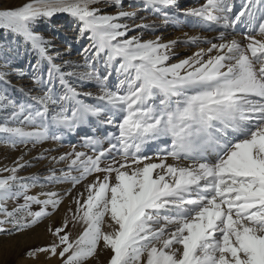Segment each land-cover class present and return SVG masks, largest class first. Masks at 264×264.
<instances>
[{
    "label": "snow or ice",
    "instance_id": "snow-or-ice-1",
    "mask_svg": "<svg viewBox=\"0 0 264 264\" xmlns=\"http://www.w3.org/2000/svg\"><path fill=\"white\" fill-rule=\"evenodd\" d=\"M101 4L120 10L109 14L97 6ZM122 4L29 0L0 10V28L22 36L38 53L31 79L41 89L37 95L21 89L25 101L10 99L7 87L0 89V109L8 112L0 120V142L12 148L35 146L49 138L50 129L72 130L93 117L116 129L108 134V149L100 147L99 139L85 138L84 147L94 152L99 148L95 156L74 151L51 157L52 162L70 161L69 171L60 170L61 175L56 169L44 178L18 175L27 166L23 155L11 167L0 168L8 173L0 176V233L11 235L38 225L58 210L65 195L95 174L83 192L72 196L75 211L69 207L60 226L49 225L52 242L28 249L26 258L39 260L43 254L61 264H85L99 249L110 251L107 264H264V0H242L238 11L234 0H207L183 12L178 0H146L163 13L165 24L178 25L183 15L225 29L220 43L176 63L171 60L178 41L130 36L134 29H157L154 24H135L143 18L122 10ZM57 13L79 22L77 39L88 34L92 43L85 53L92 54L85 55L84 64H56L62 54L52 39L35 30ZM237 25L245 27L243 38L228 39L227 30ZM198 39L188 37L193 43ZM103 52L101 74L95 61ZM5 61L7 67V57ZM42 61L48 64L46 80L40 72ZM117 61L115 71L124 78L113 90L108 82ZM76 68L91 71L77 73ZM6 75L0 72V81ZM76 76L95 80L99 103L79 98L93 94L73 86ZM56 80L63 89L60 94L53 86ZM155 97L159 103L149 104ZM161 138H170V146ZM150 142L165 147L149 156L145 146ZM113 151L119 159L101 166ZM43 158V153L36 157ZM73 169L79 175H71ZM64 181L72 188L63 195L28 194L38 184L43 188ZM21 197L23 203L7 209L8 200ZM33 204L41 206L38 211L31 210ZM70 219L85 225L75 239L66 231Z\"/></svg>",
    "mask_w": 264,
    "mask_h": 264
},
{
    "label": "rangeland",
    "instance_id": "rangeland-1",
    "mask_svg": "<svg viewBox=\"0 0 264 264\" xmlns=\"http://www.w3.org/2000/svg\"><path fill=\"white\" fill-rule=\"evenodd\" d=\"M207 0H181L179 1V7L181 12L195 8V6L200 5L199 2H205ZM29 2V0H0V10L8 7H18L23 5L24 3ZM111 2V0H109ZM194 2V3H193ZM242 0H234L235 8L234 11L239 10V6ZM98 7L103 8L104 12L109 14H114L117 12V7H109L104 4L97 5ZM135 8V9H134ZM122 10L129 12H136L138 17H142L143 20L137 19L135 20V24L145 23L149 25H153L156 27V31L153 32L150 29H134L129 33L130 36L135 35H143L144 39H152L153 37L158 36L162 30V26H168L167 34L160 35L163 37L164 41L168 40H177L178 45L175 47L176 56L172 59V63H176L180 58H186L190 55L191 51L194 48L199 47L193 42L188 41V36L192 34H198L200 32H214L218 29V26H214L211 24H201L195 22L194 16L185 17L183 15L180 16V23L178 25H174L172 23H164V17L162 12H156L152 6L146 4V0H123ZM146 14V15H145ZM141 15V16H140ZM153 15V16H152ZM151 19V20H150ZM149 23H148V22ZM121 23L132 24L133 21L122 20ZM79 22L73 18L68 13H57L52 18H46L43 23L39 24L35 27V30L39 32L41 35H44L47 39H52L54 42V49L58 50L62 55L60 58L55 60L56 64H63L65 61L70 62L73 65H82L85 63V55H91L92 52L85 53V49L90 48L91 41L88 38V34H85L82 37L77 39L79 34ZM160 30V31H159ZM234 30V29H233ZM245 31H242L241 35L243 38ZM177 32V33H176ZM186 32L187 37L184 36ZM237 33V31H234ZM210 33V34H212ZM182 34V35H181ZM255 34V33H253ZM190 37V36H189ZM257 38H260L259 36ZM207 42V41H206ZM206 42L203 46L206 45ZM213 43L211 40L207 42V44ZM177 49V50H176ZM10 50V51H9ZM52 49H50V52ZM94 51V49L92 50ZM5 57L8 58V66L4 67L3 65L6 63ZM39 59L38 53L32 50L31 45L25 43L22 36L12 33L10 30H5L0 28V72H7V75L4 77L3 81H0V89H4L7 87L8 91L6 95L12 100L15 101H25L27 97L21 92V89L25 91L32 89V95L41 94V89L38 86H35L32 79L31 73L33 71L32 66L37 63ZM106 59V52H103L99 55V57L95 61L96 69L99 70L101 74L105 73L104 68V60ZM119 63L117 61L112 68V74L109 77V87L115 90L117 84H119V80L123 79V76H118L115 71L116 65ZM71 69L65 67L64 71H69ZM47 71L48 64L47 61H42L40 64V72L43 75V78L47 79ZM75 71L77 73H82L85 71H91V69L85 68H76ZM23 72L24 75L21 76L19 73ZM4 81H7L6 85ZM74 87L81 93L90 92L93 94L92 97H87L81 95L79 98L84 100L86 103L95 104L97 100H95V96L99 93V88L96 85L94 79H84L83 81L79 78V76L73 77L71 80ZM55 90L58 94L63 92V89L58 80L54 81L53 84ZM125 87L126 86H122ZM160 97H155L152 100H149V104H158ZM94 100V101H93ZM96 101V102H95ZM29 103L32 101L28 100ZM51 112V109H50ZM8 115V112L0 109V120H3L5 116ZM118 118V119H117ZM116 118L115 122H118L119 117ZM91 126L90 130H93L94 134H86V131H77L78 126L72 130L66 129L61 130L60 128L50 129L49 138L43 141L53 142V144H57V149L69 148L72 149L69 153L77 152L82 149L84 153L88 156H95L99 151V148L96 152L92 151L91 147H84L85 138L93 137L99 139L101 141L100 147L103 149L109 148V138L108 134L113 133L116 129L113 126L111 130L105 127V130L108 134L98 132V125H106L99 123L96 118H90L88 122H86ZM107 126V125H106ZM25 127H28L25 125ZM96 128V129H95ZM95 129V130H94ZM109 129V130H108ZM114 130V131H113ZM75 133V137L72 139H67L70 133ZM67 133V134H66ZM66 134V135H65ZM55 135L57 138L53 139L52 136ZM96 135V136H95ZM167 140L168 146L171 144L170 138L161 139ZM112 143H115V140H112ZM37 143L33 146L29 143L27 146L18 145L16 148H12L4 143L0 142V168L5 166L11 167L13 162L17 160L18 157L23 155L24 162H27V166L18 172L20 176H39L41 178L49 176L50 169H56V175H61V171L65 172L69 171L67 165L70 162L69 160H65L63 162H52L50 154L47 153L45 148H37ZM53 145L51 146L52 149ZM165 147V144L162 142H150L145 146V153L149 156L153 155L158 148ZM52 151V150H51ZM80 152V151H79ZM43 153V159H36V157L40 156ZM91 153V155H90ZM119 159V156L115 151L111 152L109 156H107L102 165L110 162L112 158ZM77 170L73 169L71 171V175L76 176ZM79 172V171H78ZM6 172H0V176L7 175ZM102 175V174H101ZM92 176H88L85 180H83L76 188L73 190L71 195H65L62 203L60 204L58 210L53 213L51 216L42 220L38 225L33 226L30 229L23 230L19 233H13L11 235L7 233H0V264H61V261L57 258L47 259L43 254L40 255L39 260H33L30 258H26L25 253L28 249L34 247H40L48 245L52 242L54 237L48 231V227L51 224L52 228L56 226H60L62 224L63 218L67 212V209L71 207L73 211H75L76 205L72 200V196L76 195L78 189L82 188V186L88 183V179H91ZM95 178V177H94ZM43 183V180L41 181ZM60 187V188H59ZM58 188V189H56ZM72 188V184L70 181H64L61 183H49L46 184L45 187L41 188L39 184L29 190V195H36L41 192H57L61 190V194L63 195L68 191V189ZM58 193V192H57ZM41 199L45 198L43 196ZM18 203H23V198H18L14 200H8L5 204L8 210H11ZM40 205L33 204L31 206L32 211H38ZM51 211V209H49ZM3 218V214L0 213V219ZM52 218V219H50ZM53 220V221H52ZM107 220V219H106ZM53 225V226H52ZM56 225V226H54ZM84 224L82 221H71L69 222L68 228L75 229L76 235L72 237L75 239L84 228ZM8 227V225H6ZM76 227V228H74ZM68 231V230H66ZM47 233V234H46ZM110 251L98 252L95 257L89 258L85 264H107L108 259L110 258Z\"/></svg>",
    "mask_w": 264,
    "mask_h": 264
},
{
    "label": "bare ground",
    "instance_id": "bare-ground-1",
    "mask_svg": "<svg viewBox=\"0 0 264 264\" xmlns=\"http://www.w3.org/2000/svg\"><path fill=\"white\" fill-rule=\"evenodd\" d=\"M179 1H181V0H178V3H179ZM206 2L207 1H205V2H199V4L200 5H198V6H195V8H200L201 7V5H204V4H206ZM194 3V2H193ZM135 9V8H134ZM146 15V14H145ZM141 16V15H140ZM153 16V15H152ZM151 20V19H150ZM194 20H195V22H198V23H201L202 24V22L196 17V19L194 18ZM148 22V21H147ZM149 23V22H148ZM212 22H209V23H207V24H211ZM207 24H204V25H207ZM214 26H218V29L217 30H215L213 33L212 32H207V33H204V32H200L199 33V35L198 34H192V35H189L190 37H198L199 39L195 42V44L196 45H199V47H197V48H194V50H192L191 51V53H190V55H192L193 53H195V52H197L198 50H200V49H205V50H207L210 46H211V43L210 44H207V42L209 41V40H211V42H213V43H220V40L218 39V37H219V35H220V33L221 32H224L225 31V29L224 28H222L220 25H218V24H215V23H212ZM162 28V30H161V32H163V33H160L158 36H160V35H163V34H167V30L168 29H170V28H168V26H167V28L166 27H161ZM244 30V25H237V26H235V28H234V30L232 29V28H229L228 30H227V38L228 39H232L233 37H235L236 39H242V35H241V33H242V31ZM160 31V30H159ZM234 31H237V33H235ZM177 33V32H176ZM184 34H186V32H183ZM210 33H212V34H210ZM182 35V34H181ZM184 36H186V35H184ZM188 36V35H187ZM186 36V37H187ZM188 36V37H189ZM155 37H153L152 39H154ZM207 41V42H206ZM206 42V45L205 46H203L204 45V43ZM178 45H175L174 46V50H175V47H177ZM177 50V49H176ZM213 55L215 54V53H212ZM189 55V56H190ZM181 59V58H180ZM182 59H184V58H182ZM177 61H178V59H176ZM172 61V60H171ZM174 61V60H173ZM172 61V62H173ZM94 101V100H93ZM96 102V101H95ZM96 103H99L98 101L96 102ZM93 119H94V117H93ZM118 119V118H117ZM90 124V123H89ZM89 124H87V123H84V124H80L79 126H78V129H77V131H86L87 133L86 134H94L95 132L93 131V130H90L91 129V126L89 125ZM107 125V124H106ZM104 126V125H98V128H97V130H98V132H99V134L101 133H104V135H105V133L106 134H108L107 133V131L105 130V127L106 128H109L110 130H111V127H110V125H107V126ZM61 130H65L66 131V128H60ZM81 129V130H80ZM96 129V128H95ZM94 129V130H95ZM108 129V130H109ZM114 131V130H113ZM67 134V133H66ZM65 134V135H66ZM75 133H73V132H71L70 133V135L68 136V140L69 139H72V136H73V138L75 137V135H74ZM96 136V135H95ZM161 139H163V138H161ZM53 145V147H52V149H51V146ZM28 147V146H27ZM55 147H57V144H53V142H47V141H42V142H40L38 145H37V148H45L46 149V151H47V153L48 154H50L51 156H54V157H59L60 155H62V154H64V153H69L72 149H69V148H62V149H57V148H55ZM52 150V151H51ZM80 152H83V150L82 149H80L79 150ZM78 151V152H79ZM92 151H93V149H92ZM76 152H77V150H76ZM90 155H91V153H90ZM168 162H171V160L169 159V161ZM76 174L77 175H79V172L77 171L76 172ZM94 177L95 176H92L91 177V179H88V183L89 182H91L93 179H94ZM60 188V187H59ZM56 189H58V188H56ZM84 191V185L82 186V188H80V189H78L77 190V192H76V194L77 193H80V192H83ZM58 193H61V190L60 191H57ZM50 219H52V218H50ZM107 219V218H106ZM53 221V220H52ZM51 225V224H50ZM53 226V225H52ZM54 226H56V225H54ZM56 227H58V226H56ZM105 229L107 230V223L105 224ZM74 228H76V227H74ZM66 230H68V231H70V234H71V236L72 237H74L75 235H76V231H75V229H72V228H68V229H66ZM47 234V233H46ZM98 252H99V249H98ZM98 254V253H97Z\"/></svg>",
    "mask_w": 264,
    "mask_h": 264
}]
</instances>
